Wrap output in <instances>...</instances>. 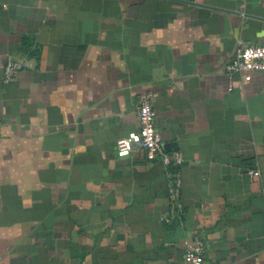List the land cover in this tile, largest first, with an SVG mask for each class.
I'll return each instance as SVG.
<instances>
[{
    "label": "crops",
    "instance_id": "crops-1",
    "mask_svg": "<svg viewBox=\"0 0 264 264\" xmlns=\"http://www.w3.org/2000/svg\"><path fill=\"white\" fill-rule=\"evenodd\" d=\"M241 43L264 44V0H0V264H185L195 235L208 264H264V71L227 74ZM147 95L186 159L169 224L163 164L116 154Z\"/></svg>",
    "mask_w": 264,
    "mask_h": 264
},
{
    "label": "built area",
    "instance_id": "built-area-1",
    "mask_svg": "<svg viewBox=\"0 0 264 264\" xmlns=\"http://www.w3.org/2000/svg\"><path fill=\"white\" fill-rule=\"evenodd\" d=\"M23 62L9 58L5 66L3 82H14ZM229 76L241 74L245 81L252 80L257 72L264 71V44L241 43L230 55L225 64ZM138 128L128 136L120 138L116 143L118 157H131L141 153L149 161H160L165 167V177L168 189L169 209L162 216L163 222L169 224L182 217L183 203V173L186 162L185 155L180 150H166L156 124V110L150 95L140 97L136 107ZM257 174V172H254ZM207 241L195 235L185 246V264H208Z\"/></svg>",
    "mask_w": 264,
    "mask_h": 264
}]
</instances>
